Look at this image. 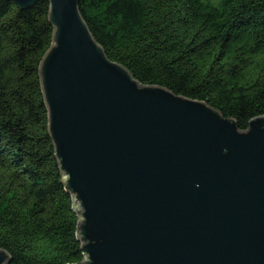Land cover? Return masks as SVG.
Masks as SVG:
<instances>
[{
  "label": "water",
  "instance_id": "water-1",
  "mask_svg": "<svg viewBox=\"0 0 264 264\" xmlns=\"http://www.w3.org/2000/svg\"><path fill=\"white\" fill-rule=\"evenodd\" d=\"M79 2L49 0L39 68L79 212L78 264H264V116L240 131L203 101L139 83L106 57Z\"/></svg>",
  "mask_w": 264,
  "mask_h": 264
},
{
  "label": "trees",
  "instance_id": "trees-1",
  "mask_svg": "<svg viewBox=\"0 0 264 264\" xmlns=\"http://www.w3.org/2000/svg\"><path fill=\"white\" fill-rule=\"evenodd\" d=\"M106 57L143 85L203 101L240 131L264 116V0H80ZM49 0H0V249L9 264H78L79 212L48 132L40 63Z\"/></svg>",
  "mask_w": 264,
  "mask_h": 264
}]
</instances>
